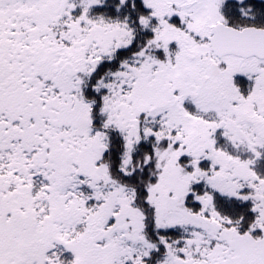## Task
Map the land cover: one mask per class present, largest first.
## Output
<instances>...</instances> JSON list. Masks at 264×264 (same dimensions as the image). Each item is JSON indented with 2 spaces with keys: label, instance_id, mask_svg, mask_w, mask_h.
<instances>
[{
  "label": "snow or ice",
  "instance_id": "6c2138e0",
  "mask_svg": "<svg viewBox=\"0 0 264 264\" xmlns=\"http://www.w3.org/2000/svg\"><path fill=\"white\" fill-rule=\"evenodd\" d=\"M0 264H264V0H0Z\"/></svg>",
  "mask_w": 264,
  "mask_h": 264
}]
</instances>
